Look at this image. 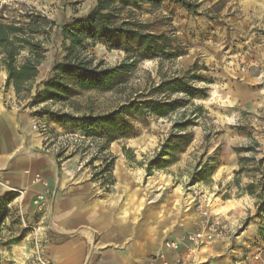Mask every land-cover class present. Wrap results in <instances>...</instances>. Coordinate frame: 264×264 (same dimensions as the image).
Listing matches in <instances>:
<instances>
[{
  "label": "rangeland",
  "instance_id": "rangeland-1",
  "mask_svg": "<svg viewBox=\"0 0 264 264\" xmlns=\"http://www.w3.org/2000/svg\"><path fill=\"white\" fill-rule=\"evenodd\" d=\"M185 1L195 8L188 10L164 0L157 7L144 5L136 12V18L147 23L150 31L173 36L183 51L173 61L141 62L130 82L116 93L85 92L66 101L31 105L29 98L18 99L12 86L4 85L6 74L0 69V159L6 161L0 175L26 177L25 183L21 181L7 191L15 197L6 208L0 240L16 237L18 241L0 245V264H22L38 245L47 252L48 244L54 241L49 239L50 230L58 227L53 224V213H65L64 222H78L75 236L89 242L93 260L106 259L107 264H141L152 258L157 264L162 259L171 262L176 254L185 252L183 235L203 217L223 219L231 232L228 239L201 247L198 264H214L209 262L211 257L228 260L230 255L228 264L242 259L244 262L238 264L264 262V213L257 216L254 200L238 194L233 182L239 155L249 153L238 154V149L249 145L256 158L264 153V0ZM95 3L0 0V16L25 21L20 15L32 11L44 16L45 30L50 29L45 59L38 67L31 95L42 89L40 82L48 78L64 54L60 26L86 16ZM88 51L108 65L123 57L122 51L107 50L102 42ZM194 62L202 75L197 84L204 86L206 93L194 103L202 105L204 113L198 124L187 130L190 142L174 152L163 168L152 169L150 174L144 167L168 134L171 121L166 117L133 115L129 117L132 133L105 145V137L85 134L72 124H58L41 110L104 113L126 96L147 88L146 79L157 82L158 68L171 75ZM31 135L38 138V144L29 142ZM248 164L247 169H251L252 164ZM35 174L55 182L53 199L39 225L32 200L40 189L30 186ZM257 177L256 173L243 172L240 187ZM14 200L17 208L12 206ZM218 205L226 206V212H217ZM20 207L23 213H17ZM22 220L37 231L24 227ZM20 245L25 248L24 255ZM214 250L217 254L212 256ZM254 254L259 260L253 259Z\"/></svg>",
  "mask_w": 264,
  "mask_h": 264
},
{
  "label": "trees",
  "instance_id": "trees-1",
  "mask_svg": "<svg viewBox=\"0 0 264 264\" xmlns=\"http://www.w3.org/2000/svg\"><path fill=\"white\" fill-rule=\"evenodd\" d=\"M164 0H96L89 13L65 22L58 34L62 38L61 49L64 52L60 61L49 71L48 78L42 83V89L30 94L37 79L38 67L44 62L46 42L50 29L45 30L44 16L25 11L21 17L25 21L8 20L0 16V69L5 71L6 87L12 86L18 99H30L31 105L47 101H66L85 92L116 93L130 82V77L138 64L157 60L159 64L173 61L182 53L180 43L166 32L154 33L149 25L136 18V12L144 5L159 6ZM192 10L194 5L185 0H168ZM102 42L107 50L122 51L123 57L113 65H108L102 57H96L88 47ZM198 64L194 62L186 69L168 75L156 70L158 81L146 79L149 83L142 91L128 95L115 108L104 113L79 114L49 112L52 120L61 125H75L85 134L105 137V145L132 133L133 126L129 117L151 113L166 117L171 121L169 131L162 141L154 158L144 167L150 174L152 169H161L173 153L181 151L191 140L190 127L198 124L204 110L202 105L194 103L197 98L206 96L204 86L197 84L202 80ZM149 76L150 72L145 71ZM173 115V116H172ZM207 139V135H204ZM251 141L258 145L257 141ZM249 145L238 149L249 152L246 157H238V171L233 182L238 194H246L254 200L256 215L264 213V153L256 158ZM125 152V150H124ZM248 163L252 164L247 169ZM250 171L257 178L244 187H240V174ZM15 197L8 192L2 198L0 207V227L7 217L6 204ZM226 197V195H224ZM12 222H15L14 220ZM1 233V228H0ZM18 238H9L0 245L13 244Z\"/></svg>",
  "mask_w": 264,
  "mask_h": 264
},
{
  "label": "crops",
  "instance_id": "crops-1",
  "mask_svg": "<svg viewBox=\"0 0 264 264\" xmlns=\"http://www.w3.org/2000/svg\"><path fill=\"white\" fill-rule=\"evenodd\" d=\"M38 141H39L38 138L31 135L29 142L33 144H38ZM5 162L2 159H0V171L5 166ZM43 177L46 179L50 189L52 190V193L50 196V201H52L53 196H54V191H55V182H52V180H49L46 176H43ZM25 179H26L25 176L16 177L15 175L13 176L12 175L2 176V174L0 175V207L3 202L2 198L7 193V191L12 189L14 185H19L21 181L22 183H25ZM30 186H34L36 189H41V186L39 184H31V180H30ZM23 190L26 191L27 188L24 187ZM12 202H14L13 203L14 205L12 204V206L14 208H17L18 205L16 202L18 201L14 200ZM10 203L11 201L6 204V208L10 207ZM17 213H23V210L21 207L20 209H18ZM64 214L65 213H53L52 214L54 226L55 224L58 225V227L56 228L54 227V229L50 230L52 235L49 236V239H52V241L53 240L54 241L49 243L47 246L48 247L47 253L49 257L52 259V261L55 264H107L106 259L93 260L92 256H90V252L88 249L89 242L79 238L78 236L76 237L75 236L76 234H74L77 232L75 229L80 228V224L78 222H75L73 219L68 220L67 222H64L63 220ZM69 214L70 213H67V217ZM122 214L124 217H126V213L123 212ZM58 219H61L63 222H61V220L59 222ZM81 231H84V230H81ZM84 232L88 235L86 231ZM20 247H21L20 252L22 255H24L26 253L25 248L22 245H20ZM223 250L225 251L226 247H224ZM223 250L221 251L223 252ZM215 254H217V252L214 250V253H212V256H215ZM230 257L231 255L229 256L228 260H226V258L224 257L220 259L217 257L216 258L211 257L209 262L214 263V264H228L227 261L228 262L231 261ZM239 262L243 263L244 260L242 259V261H238L235 264H238ZM257 264H264V262L262 261Z\"/></svg>",
  "mask_w": 264,
  "mask_h": 264
},
{
  "label": "built area",
  "instance_id": "built-area-1",
  "mask_svg": "<svg viewBox=\"0 0 264 264\" xmlns=\"http://www.w3.org/2000/svg\"><path fill=\"white\" fill-rule=\"evenodd\" d=\"M33 129L37 130V127L33 125ZM31 184H39L41 189L36 191L33 196V206L35 208V214L37 217V225H39L40 217L44 216L45 209L50 204V196L52 190L50 189L46 179L39 174H35L31 179ZM43 214V215H39ZM42 220V219H41ZM24 227L33 231H37L32 225H26L22 220ZM230 227L228 224L219 217H203L199 220L195 228L189 232H186L181 244L185 247L184 253L176 254L172 261L164 260L158 264H198L197 255L201 247L212 243L215 240H225L230 237ZM254 260H259V255H253ZM22 264H55L45 251L44 247L38 245L33 253L26 258ZM141 264H157V259L152 258Z\"/></svg>",
  "mask_w": 264,
  "mask_h": 264
},
{
  "label": "bare ground",
  "instance_id": "bare-ground-1",
  "mask_svg": "<svg viewBox=\"0 0 264 264\" xmlns=\"http://www.w3.org/2000/svg\"><path fill=\"white\" fill-rule=\"evenodd\" d=\"M8 188V187H7ZM213 199V198H210ZM215 199V198H214ZM217 212H226V206L224 205H218L217 208L215 209Z\"/></svg>",
  "mask_w": 264,
  "mask_h": 264
}]
</instances>
